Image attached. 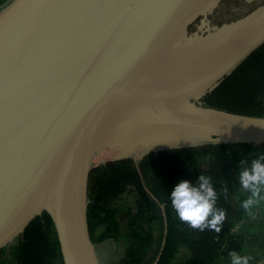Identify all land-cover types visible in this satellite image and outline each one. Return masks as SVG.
I'll return each instance as SVG.
<instances>
[{
	"label": "water",
	"instance_id": "water-1",
	"mask_svg": "<svg viewBox=\"0 0 264 264\" xmlns=\"http://www.w3.org/2000/svg\"><path fill=\"white\" fill-rule=\"evenodd\" d=\"M218 1L11 0L0 11V251L46 211L64 264H100L91 168L132 162L142 178L147 148L264 142V117L180 102L264 42L263 5L207 50L170 56Z\"/></svg>",
	"mask_w": 264,
	"mask_h": 264
},
{
	"label": "trees",
	"instance_id": "trees-1",
	"mask_svg": "<svg viewBox=\"0 0 264 264\" xmlns=\"http://www.w3.org/2000/svg\"><path fill=\"white\" fill-rule=\"evenodd\" d=\"M257 9V7L255 8ZM242 14L237 18H243ZM204 104L222 111L264 117V42L226 73L204 96ZM264 155V142L205 143L164 149L146 155L139 169L121 162L91 168L88 182V222L95 245L123 241L118 264H213L238 238L236 226L247 216L241 203L249 193L239 182L242 167ZM200 175L211 177L218 209L226 213L219 233L193 229L180 221L171 203L172 189ZM227 188V192L224 189ZM167 225V228H166ZM13 248L15 264H64L54 222L48 212L37 216ZM7 246L0 251V259Z\"/></svg>",
	"mask_w": 264,
	"mask_h": 264
},
{
	"label": "clouds",
	"instance_id": "clouds-1",
	"mask_svg": "<svg viewBox=\"0 0 264 264\" xmlns=\"http://www.w3.org/2000/svg\"><path fill=\"white\" fill-rule=\"evenodd\" d=\"M239 182L249 193L242 201L241 207L251 215L253 209L264 202V155L253 159L250 166L241 168ZM227 191L225 188L224 192ZM170 198L180 221L200 231H221L226 213L216 207L217 191L213 187L211 177L200 175L195 186L189 180L180 182L172 189ZM231 259L232 264H249L251 258L234 254Z\"/></svg>",
	"mask_w": 264,
	"mask_h": 264
},
{
	"label": "flooded vegetation",
	"instance_id": "flooded-vegetation-1",
	"mask_svg": "<svg viewBox=\"0 0 264 264\" xmlns=\"http://www.w3.org/2000/svg\"><path fill=\"white\" fill-rule=\"evenodd\" d=\"M224 2L225 0H219L211 9H207L206 12L197 15L191 22L188 23V25L185 27V30L182 32V34L179 35V37L176 40L179 41L181 44H184L183 46H181L182 49L180 51L181 54L186 51L198 52L202 50H207L209 47L213 46L214 43H216L225 36V34L227 33L226 32L227 27L230 28L235 26L242 19V18H236L229 22H225V16L223 17L213 16L214 13L216 12L218 13V9L224 5ZM261 6H258L257 8ZM192 28H195L193 34H191ZM186 38L188 39L185 43L184 40ZM221 78L217 79L212 84L203 88L202 90L195 92L198 93V95L194 97L190 103L195 104L197 106L208 107L207 105L204 104L203 101L204 96L218 85ZM177 147H185V146L177 145V146H168V147H151L144 149L142 152H140L138 156V165L144 159V157L150 154L151 152L157 153L164 149L177 148Z\"/></svg>",
	"mask_w": 264,
	"mask_h": 264
},
{
	"label": "rangeland",
	"instance_id": "rangeland-1",
	"mask_svg": "<svg viewBox=\"0 0 264 264\" xmlns=\"http://www.w3.org/2000/svg\"><path fill=\"white\" fill-rule=\"evenodd\" d=\"M263 4L264 0H225L224 5L218 9V13H214L213 16H225V22H229L242 14H247V12L251 9H255ZM194 30L195 28L191 29V34H193ZM187 39L188 38L184 40L185 43ZM183 45L184 44H181L179 41L174 42L169 51V55L174 56L179 53L182 50L181 46ZM197 95L198 93H192L183 96L180 98V102L190 103ZM18 242L19 238H16L7 246L5 252L2 254V258L0 259V264H15L12 254L13 248L18 245ZM124 250L125 246L123 241L116 242L114 240H106L96 245V251L100 264H118L124 256Z\"/></svg>",
	"mask_w": 264,
	"mask_h": 264
},
{
	"label": "crops",
	"instance_id": "crops-1",
	"mask_svg": "<svg viewBox=\"0 0 264 264\" xmlns=\"http://www.w3.org/2000/svg\"><path fill=\"white\" fill-rule=\"evenodd\" d=\"M11 0H0V11ZM239 241L235 253H226L213 264H232V255L250 257L249 264H264V202L236 226Z\"/></svg>",
	"mask_w": 264,
	"mask_h": 264
}]
</instances>
